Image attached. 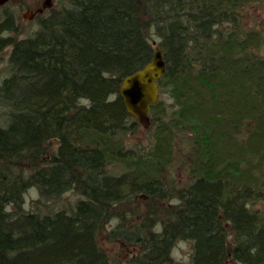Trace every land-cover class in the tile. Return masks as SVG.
Returning <instances> with one entry per match:
<instances>
[{
	"label": "trees",
	"instance_id": "obj_1",
	"mask_svg": "<svg viewBox=\"0 0 264 264\" xmlns=\"http://www.w3.org/2000/svg\"><path fill=\"white\" fill-rule=\"evenodd\" d=\"M259 1L68 0L20 39L4 36L16 32L15 19H0V51L11 47L0 90V264H113L99 235L137 198L178 202L165 221L153 209L154 217L113 230L140 248L126 264H173L180 241L192 245L191 264H226L230 251L264 264V220L255 210L264 201V36L241 16ZM155 46L166 62L160 93L171 103L151 108L154 143L139 154L120 137L139 123L119 87ZM178 131L190 135L192 180L169 189L161 169ZM52 140L58 148L48 157ZM26 161L34 168L14 174ZM111 163L123 172H108ZM33 187L48 202L79 196L69 210L26 211Z\"/></svg>",
	"mask_w": 264,
	"mask_h": 264
},
{
	"label": "rangeland",
	"instance_id": "obj_2",
	"mask_svg": "<svg viewBox=\"0 0 264 264\" xmlns=\"http://www.w3.org/2000/svg\"><path fill=\"white\" fill-rule=\"evenodd\" d=\"M46 0H11L6 4L3 9L0 10V19L3 20L6 15L12 16L15 19L14 24L17 26L16 32L4 33L5 37H12L13 39L26 38L34 35L39 29L41 22L49 16L48 12L44 14L34 15V10L45 3ZM68 0H55L52 5L53 10H59L63 6H67ZM29 7L30 10H27ZM51 11V12H52ZM50 12V13H51ZM242 21L245 26L254 31H258L259 34L264 36V0L259 2L247 4L241 8ZM11 47L0 51V90L3 81L10 74L9 56ZM260 56L264 57V44L258 52ZM0 91V126L5 124L7 108L1 99ZM160 99H165L169 103L171 100L167 95L161 94ZM171 111V110H169ZM154 127L151 130L144 129L139 124L137 131L120 135L123 145L126 149H132L141 154L143 151H148L154 143L153 138ZM179 132V131H178ZM176 133L174 139V153L171 161L161 169L162 180L169 189L174 187L181 188L187 186L192 180V167L194 163V151L191 143L190 135L186 132ZM58 148L57 140H52L46 144L47 156L49 157L56 152ZM35 166L44 164L42 159L34 160ZM34 166L29 161L18 163L15 167L14 174L22 173L27 174ZM124 170L123 165L111 163L108 166V172L121 173ZM78 193L71 192L63 196L59 201H45L40 198L37 188H30L24 194L25 203L23 209L26 211L33 210H57L66 209L69 210L72 205L78 200ZM177 199L171 198L163 202H156L155 204L146 201L145 198H137L134 203L125 207L123 214H120L122 209L115 213L114 216L103 226L99 235V244L103 250L107 252L113 264H126L130 259H135L138 256L140 248L134 244L124 242L122 240H116L111 237L113 230L119 225V223H127L131 226V222L136 219L143 218L145 215L149 217L155 216V210L158 212L160 221H165L167 216L170 215L177 205ZM256 211L263 217L264 220V201L259 202ZM231 235V233H230ZM233 248V247H231ZM230 248V249H231ZM192 245L187 241L177 242L172 250V263L173 264H191ZM226 264H244L243 262L234 258L232 251L229 252V256Z\"/></svg>",
	"mask_w": 264,
	"mask_h": 264
},
{
	"label": "water",
	"instance_id": "obj_3",
	"mask_svg": "<svg viewBox=\"0 0 264 264\" xmlns=\"http://www.w3.org/2000/svg\"><path fill=\"white\" fill-rule=\"evenodd\" d=\"M7 1L0 0V6ZM165 73L163 51L155 46L151 61L142 69L124 77L120 84L119 96L127 113L146 130L151 127V108L160 100L159 81Z\"/></svg>",
	"mask_w": 264,
	"mask_h": 264
},
{
	"label": "flooded vegetation",
	"instance_id": "obj_4",
	"mask_svg": "<svg viewBox=\"0 0 264 264\" xmlns=\"http://www.w3.org/2000/svg\"><path fill=\"white\" fill-rule=\"evenodd\" d=\"M55 0H46L45 3L43 2V4L41 6H38L35 10H34V15H39V14H44L47 13L50 14V12L52 11V5L54 3ZM9 2H11V0H8L5 4L0 6V10L3 9V7L8 4ZM27 10H30L29 7H27ZM8 16V15H6ZM11 16V15H10Z\"/></svg>",
	"mask_w": 264,
	"mask_h": 264
},
{
	"label": "bare ground",
	"instance_id": "obj_5",
	"mask_svg": "<svg viewBox=\"0 0 264 264\" xmlns=\"http://www.w3.org/2000/svg\"><path fill=\"white\" fill-rule=\"evenodd\" d=\"M2 51V50H1Z\"/></svg>",
	"mask_w": 264,
	"mask_h": 264
}]
</instances>
